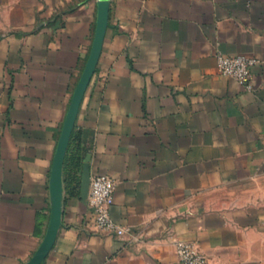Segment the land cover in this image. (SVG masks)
Here are the masks:
<instances>
[{
  "label": "crops",
  "instance_id": "0c3cea01",
  "mask_svg": "<svg viewBox=\"0 0 264 264\" xmlns=\"http://www.w3.org/2000/svg\"><path fill=\"white\" fill-rule=\"evenodd\" d=\"M100 21L98 0H0V264H34L51 230L35 264H180L177 241L264 264V0H110L85 84ZM219 53L257 59L252 91ZM85 165L124 236L97 230Z\"/></svg>",
  "mask_w": 264,
  "mask_h": 264
},
{
  "label": "built area",
  "instance_id": "2783aa9c",
  "mask_svg": "<svg viewBox=\"0 0 264 264\" xmlns=\"http://www.w3.org/2000/svg\"><path fill=\"white\" fill-rule=\"evenodd\" d=\"M255 58L244 55H217L220 74L237 81L247 91L253 90L252 68L257 65ZM115 181L106 176L98 175L91 179L89 203L94 211L95 225L98 231L116 237L125 235L126 230L115 223L110 215L114 203ZM176 255L180 264H208L206 256L192 243L177 241Z\"/></svg>",
  "mask_w": 264,
  "mask_h": 264
},
{
  "label": "water",
  "instance_id": "95a60500",
  "mask_svg": "<svg viewBox=\"0 0 264 264\" xmlns=\"http://www.w3.org/2000/svg\"><path fill=\"white\" fill-rule=\"evenodd\" d=\"M100 6H101V21L97 33V38L94 46V53L91 56V59L89 61V64L87 66V71L85 73L83 82L86 84L91 74L94 72L96 62H97V56L101 49V43H102V36H103V29L105 27V22L107 20L108 16V9L110 6V0H98ZM71 131H72V114L67 119L62 135L60 137V141L57 147L56 156H55V163H54V172L53 177L51 179V192H52V205L53 210L60 209V189H59V183L62 173V165L64 162V157L67 151V147L69 144V140L71 137ZM90 175L88 172L87 165L84 166V174H83V189L84 192H87L89 185H90ZM55 232L53 230L50 231V234L44 241V245L42 249L37 253L35 256L33 263H37L40 261V259L43 257V255L47 252L48 247L53 242Z\"/></svg>",
  "mask_w": 264,
  "mask_h": 264
},
{
  "label": "trees",
  "instance_id": "16d2710c",
  "mask_svg": "<svg viewBox=\"0 0 264 264\" xmlns=\"http://www.w3.org/2000/svg\"><path fill=\"white\" fill-rule=\"evenodd\" d=\"M73 140H74V136H73ZM78 162V161H77ZM78 164H79V162H78ZM66 168H67V166H66Z\"/></svg>",
  "mask_w": 264,
  "mask_h": 264
}]
</instances>
